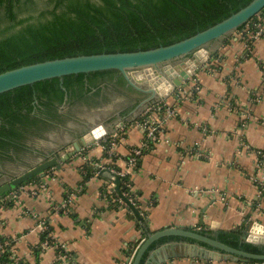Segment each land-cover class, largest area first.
Instances as JSON below:
<instances>
[{
  "label": "crops",
  "instance_id": "obj_1",
  "mask_svg": "<svg viewBox=\"0 0 264 264\" xmlns=\"http://www.w3.org/2000/svg\"><path fill=\"white\" fill-rule=\"evenodd\" d=\"M178 89L183 95L166 100L178 114L165 119L157 140L127 168L141 219L129 206L108 208L99 193L108 178L91 174L93 162L122 170L130 148L143 139L134 121H117L107 136L112 149L99 140L72 154L62 150L60 158H68L0 204V241L11 243L2 264H59L54 249L40 246L42 220L79 264H126L127 252L144 239L142 223L149 232L174 226L264 231V169L257 165V150L264 157V35L248 42L234 31ZM20 173H0V186ZM159 246L153 257H164L162 264H264L185 256L182 238L151 249Z\"/></svg>",
  "mask_w": 264,
  "mask_h": 264
},
{
  "label": "trees",
  "instance_id": "obj_2",
  "mask_svg": "<svg viewBox=\"0 0 264 264\" xmlns=\"http://www.w3.org/2000/svg\"><path fill=\"white\" fill-rule=\"evenodd\" d=\"M249 1L0 0V72L66 55L129 51L165 45L204 29ZM106 74H115L118 76L117 81L124 83L117 70L105 69L67 74L61 79L51 77L1 92L0 156L19 151L28 134H37L51 125L57 119V104L62 102L65 92L70 96L74 94L75 86H84V78L89 80ZM136 104L133 103L123 113L132 110ZM85 169L90 170L87 167ZM126 176L119 179L120 194L129 192L122 183ZM114 196L105 194L108 208H118ZM137 200H134L135 203ZM46 225L41 240L53 230L50 225ZM139 228L145 238L149 230L144 223ZM200 232L230 246L264 252L262 245L241 240L238 230ZM180 238L163 236L153 241L149 248L160 242ZM4 250L6 248L0 250V264L7 260ZM70 254L75 256L72 252ZM129 254L130 250L127 252ZM145 254L140 264H143ZM250 262L264 263L262 260Z\"/></svg>",
  "mask_w": 264,
  "mask_h": 264
},
{
  "label": "water",
  "instance_id": "obj_3",
  "mask_svg": "<svg viewBox=\"0 0 264 264\" xmlns=\"http://www.w3.org/2000/svg\"><path fill=\"white\" fill-rule=\"evenodd\" d=\"M263 8L264 0H250L221 20L165 45L161 44L155 47L129 51H102L66 55L7 69L0 72V93L51 77L61 79L63 75L67 74L115 69L130 87L144 95L127 117L118 120L120 123L124 121L133 122L149 105L160 100L166 101L169 97L176 95L177 89L183 87L188 79L207 63L210 54L217 50L224 39ZM112 125V123L106 125L102 122L91 125L78 141L73 142L69 154L79 151L82 147L94 145L96 140L104 135H113L116 129ZM58 134L57 132L49 133L50 139L39 138L40 140L36 139L35 143H49L52 139L58 138ZM17 152L19 153L17 155L8 153V155L0 156V173H20L51 154L53 150H46L38 155ZM26 158H30V160L28 161ZM66 158H68L67 154L60 158V153L57 152L26 171L9 178L7 182L3 183L4 185L0 186V196L16 188L21 183L32 180L34 177L44 176V170L56 165L58 160L61 161ZM99 174L112 179L115 190L119 193L118 175L106 168L101 169ZM124 200L126 199L124 198ZM128 206L132 211V215L138 219L142 218L134 204L128 203ZM240 233L241 240L264 247V237L261 236L264 234L263 230L256 231L253 228H248L242 229ZM163 236L182 237L186 246V250L182 255L201 260L264 261V252L257 253L230 246L187 226H174L147 233V236L138 246L130 264H140L144 253L147 255L145 254L146 258L143 264H162L164 257L159 260H154L153 257L154 253L160 251V246L153 250L149 246L153 241ZM171 255L173 254H167L166 259L170 258Z\"/></svg>",
  "mask_w": 264,
  "mask_h": 264
},
{
  "label": "flooded vegetation",
  "instance_id": "obj_4",
  "mask_svg": "<svg viewBox=\"0 0 264 264\" xmlns=\"http://www.w3.org/2000/svg\"><path fill=\"white\" fill-rule=\"evenodd\" d=\"M84 79L83 87L75 86L74 94L69 96L65 92L62 102L55 103L58 115L57 119L53 121L54 124L37 131V134L34 132L28 134L19 151L38 155L46 150L54 152L60 148L73 146V142L78 141L91 125L96 122L113 124L115 121L127 117L131 110L127 113L123 112L133 103L138 104L144 97L142 93L130 87L125 80L124 83L118 82V76L115 74L96 76L89 80ZM53 132L59 133L58 138L52 139L49 143H35L39 138L50 139L48 134ZM38 134L41 136H37ZM11 153L19 154L17 151ZM26 159L30 160V158Z\"/></svg>",
  "mask_w": 264,
  "mask_h": 264
},
{
  "label": "built area",
  "instance_id": "obj_5",
  "mask_svg": "<svg viewBox=\"0 0 264 264\" xmlns=\"http://www.w3.org/2000/svg\"><path fill=\"white\" fill-rule=\"evenodd\" d=\"M237 32L242 38H244L248 42L253 41L264 35L262 11L258 12L246 23H244L243 27L237 30ZM194 82L195 80L193 81V83ZM196 88L197 86L194 87V89ZM183 93L184 91H182V89H177L176 91V95H183ZM178 110L179 109L176 106H172L166 103V101L164 100L157 101L149 105L147 108H145L141 113L139 119L135 121L136 125L141 129L143 133V139L141 143L139 145L130 148L129 153L125 159L126 167H124L122 170L115 168H109L108 170L118 175L119 179L122 176H125L127 173H129L127 168H129L136 161V159L142 154V152L145 149L149 148L150 144L154 143L157 140V133L159 131L160 126L165 121V119L176 116L179 112ZM107 136L108 135H104L99 140H104V141L106 140L108 148L112 149L115 142L111 140V138L108 139L109 137ZM99 140H96V142H98ZM71 150H72V146H71ZM261 153L262 152L260 150H257V154H260V159H258L257 165L264 169V157L263 154ZM199 154L201 155L202 153L199 152ZM92 164L93 166L95 165V169L91 171L92 175L98 174L101 169L105 168L98 162L95 163L93 162ZM84 171H86V169H84ZM122 183L126 187H128L129 192L127 193L123 192V194L118 193L115 190V184L112 179H108L107 183L105 184V187L99 191L100 195H102L104 198L106 193L114 194L115 195L114 199L119 204L118 209H124L125 207L128 206V203H132L135 205L134 200L137 199L135 191L132 189L130 180L124 178L122 180ZM21 192H26L25 185H18L16 188L6 192L3 196L0 197V204L7 199L16 200L19 193ZM29 193L34 194L36 193V191L31 189ZM124 197H126L125 198L126 200H124ZM105 201L106 203H108L107 200ZM64 205L65 203L60 205V207L63 208ZM39 226L41 229H45L47 225L45 221L42 220L40 221ZM139 245L140 243L139 244L137 243L135 246H133L130 249V254L127 257L126 264H130ZM40 246L42 248L54 249V251L56 252L55 259L56 261H58L59 264H79L75 260V258L72 257V255L70 254V251L67 249L66 244L60 242L52 232L48 233L46 235V238L40 241ZM4 248H6L7 250L8 249L11 250V243L7 241L5 242L0 241V250H3Z\"/></svg>",
  "mask_w": 264,
  "mask_h": 264
},
{
  "label": "rangeland",
  "instance_id": "obj_6",
  "mask_svg": "<svg viewBox=\"0 0 264 264\" xmlns=\"http://www.w3.org/2000/svg\"><path fill=\"white\" fill-rule=\"evenodd\" d=\"M262 17H264V14H263V13H262ZM231 35H232V33L230 34V36H231ZM230 36H228V37H230ZM228 37H227V38H228ZM227 38H226V39H227ZM226 39H225V40H226ZM225 40H224V41H225ZM224 41H223V42H224ZM140 115H141V114H140ZM140 115H139L137 118H135L134 122H135L137 119H139ZM65 149H71V146L66 147V148L64 147V148H60V149H58V150H55L54 153H52V154H55V153H57V152H59V153L61 154V151H62V150H65ZM52 154H50V156H51Z\"/></svg>",
  "mask_w": 264,
  "mask_h": 264
}]
</instances>
